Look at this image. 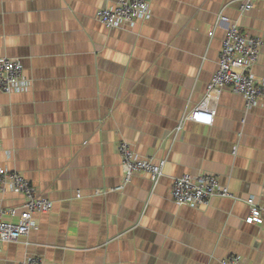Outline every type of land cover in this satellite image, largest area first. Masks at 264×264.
Instances as JSON below:
<instances>
[{
  "label": "crops",
  "instance_id": "1",
  "mask_svg": "<svg viewBox=\"0 0 264 264\" xmlns=\"http://www.w3.org/2000/svg\"><path fill=\"white\" fill-rule=\"evenodd\" d=\"M147 1L146 21L108 29L95 12L115 0H0V57L19 60L30 80L0 90V168L52 201L27 235L0 241V264H219L230 254L264 264V222H245L248 196L264 204V104L245 111L224 88L212 124L187 120L175 134L217 68L218 15L264 40V0L245 14L240 0ZM253 71L264 77V45ZM121 139L141 157L166 159L155 185L135 173L116 189ZM200 171L235 198L174 202L173 177ZM22 201L0 193L2 207Z\"/></svg>",
  "mask_w": 264,
  "mask_h": 264
},
{
  "label": "built area",
  "instance_id": "2",
  "mask_svg": "<svg viewBox=\"0 0 264 264\" xmlns=\"http://www.w3.org/2000/svg\"><path fill=\"white\" fill-rule=\"evenodd\" d=\"M255 2L256 0H240V13L250 11ZM150 16L151 9L147 0H115L95 12V18L108 29L131 27L138 21H146ZM220 22L225 24V31L217 68L207 84L203 99L191 111L183 113L175 128V134L180 133L183 123L187 120L205 125L212 124L224 88H230L243 97L245 111L264 104V77L256 76L253 71L264 45L263 38L242 32L239 25L227 16L218 15L216 24ZM212 33L209 32V35ZM29 83L30 80L24 75L19 60L0 57L1 91L25 90L29 88ZM116 148L122 170V183L116 189L128 183L135 173L147 174L153 185L159 181L166 164L165 158L155 160L152 157H141L126 139L119 140ZM7 190L23 198L19 206H0V241L14 242L36 227L34 215L49 211L52 201L38 192L32 182L20 172L0 168V193ZM171 197L177 204L198 207L211 205L215 197L235 198V195L219 182L215 174L200 171L173 177ZM245 202L249 207L245 222L262 224L264 204L258 203L253 196H248ZM6 217H15L17 220L8 221L5 220ZM17 264L50 263L39 256H27ZM219 264H243V260L238 254H230L220 259Z\"/></svg>",
  "mask_w": 264,
  "mask_h": 264
}]
</instances>
